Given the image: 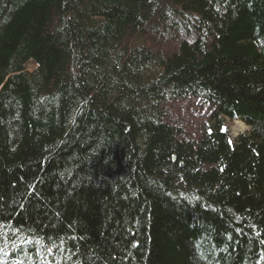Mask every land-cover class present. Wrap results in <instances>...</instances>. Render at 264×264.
Here are the masks:
<instances>
[{"label":"trees","instance_id":"obj_1","mask_svg":"<svg viewBox=\"0 0 264 264\" xmlns=\"http://www.w3.org/2000/svg\"><path fill=\"white\" fill-rule=\"evenodd\" d=\"M0 264H264V0H0Z\"/></svg>","mask_w":264,"mask_h":264},{"label":"rangeland","instance_id":"obj_2","mask_svg":"<svg viewBox=\"0 0 264 264\" xmlns=\"http://www.w3.org/2000/svg\"><path fill=\"white\" fill-rule=\"evenodd\" d=\"M31 64L28 65V67H30ZM228 131L231 135L232 138H234L235 136H237L240 133H244L247 131V127L246 125H244L242 122L236 120L233 122L228 123Z\"/></svg>","mask_w":264,"mask_h":264}]
</instances>
